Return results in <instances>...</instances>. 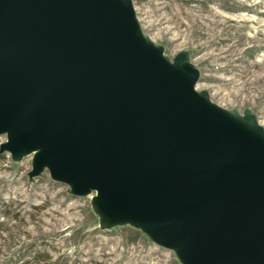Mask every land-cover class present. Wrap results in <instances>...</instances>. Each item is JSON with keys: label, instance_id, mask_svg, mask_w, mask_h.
I'll use <instances>...</instances> for the list:
<instances>
[{"label": "water", "instance_id": "95a60500", "mask_svg": "<svg viewBox=\"0 0 264 264\" xmlns=\"http://www.w3.org/2000/svg\"><path fill=\"white\" fill-rule=\"evenodd\" d=\"M200 79L134 0H0V153L182 264H264V125Z\"/></svg>", "mask_w": 264, "mask_h": 264}, {"label": "rangeland", "instance_id": "374dc122", "mask_svg": "<svg viewBox=\"0 0 264 264\" xmlns=\"http://www.w3.org/2000/svg\"><path fill=\"white\" fill-rule=\"evenodd\" d=\"M134 4L144 31L167 54L192 50L198 86L215 102L251 108L264 125V0ZM31 169L32 154L13 160L0 153V264H182L140 228L103 227L93 194L73 195L48 170L31 179Z\"/></svg>", "mask_w": 264, "mask_h": 264}, {"label": "bare ground", "instance_id": "6f19581e", "mask_svg": "<svg viewBox=\"0 0 264 264\" xmlns=\"http://www.w3.org/2000/svg\"><path fill=\"white\" fill-rule=\"evenodd\" d=\"M200 88V87H199Z\"/></svg>", "mask_w": 264, "mask_h": 264}, {"label": "trees", "instance_id": "16d2710c", "mask_svg": "<svg viewBox=\"0 0 264 264\" xmlns=\"http://www.w3.org/2000/svg\"><path fill=\"white\" fill-rule=\"evenodd\" d=\"M46 255V254H45Z\"/></svg>", "mask_w": 264, "mask_h": 264}]
</instances>
